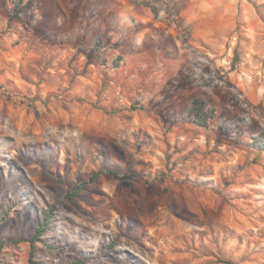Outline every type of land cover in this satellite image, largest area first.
Here are the masks:
<instances>
[{"label":"rangeland","instance_id":"1","mask_svg":"<svg viewBox=\"0 0 264 264\" xmlns=\"http://www.w3.org/2000/svg\"><path fill=\"white\" fill-rule=\"evenodd\" d=\"M0 219V264H264V0H0Z\"/></svg>","mask_w":264,"mask_h":264},{"label":"trees","instance_id":"2","mask_svg":"<svg viewBox=\"0 0 264 264\" xmlns=\"http://www.w3.org/2000/svg\"><path fill=\"white\" fill-rule=\"evenodd\" d=\"M191 113L196 119V122L200 125L206 126L208 124L207 122V112H206V102L205 100L201 98H195L192 102L191 107ZM116 173V172H115ZM96 175H93L91 178L93 179ZM80 191V185H78L77 189L75 191H68L66 194V197L73 198L78 196V192ZM56 205L51 209L43 210L38 215L36 214L37 221H36V230L33 233V236L29 239H26L30 241L32 247L35 246V242L38 241L52 226V224L55 222L56 218ZM1 220V219H0ZM113 246V245H111ZM34 253H31L30 260L34 264H41L38 261H35L33 259ZM230 264H233L232 262H229Z\"/></svg>","mask_w":264,"mask_h":264}]
</instances>
